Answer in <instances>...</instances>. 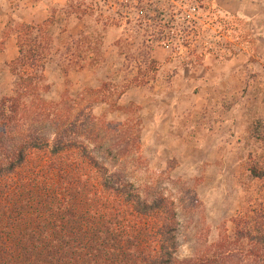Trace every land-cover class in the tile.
<instances>
[{"label":"trees","instance_id":"trees-1","mask_svg":"<svg viewBox=\"0 0 264 264\" xmlns=\"http://www.w3.org/2000/svg\"><path fill=\"white\" fill-rule=\"evenodd\" d=\"M57 10L40 24L14 22L2 36L15 37L17 57L7 65L11 94L0 99V264H264V204L236 221L233 243L221 237L182 257V220L198 222L203 203L186 183L187 197L174 200L157 182L132 180L141 119L108 123L81 97L46 99L51 65L67 74L100 54V41L87 36L92 24L74 36ZM59 10L88 16L73 0Z\"/></svg>","mask_w":264,"mask_h":264},{"label":"rangeland","instance_id":"rangeland-1","mask_svg":"<svg viewBox=\"0 0 264 264\" xmlns=\"http://www.w3.org/2000/svg\"><path fill=\"white\" fill-rule=\"evenodd\" d=\"M40 1L44 0H0V99L11 94L13 77L7 65L17 56L15 37L3 39V33L14 22L39 24L26 21L24 13L27 6ZM216 1L73 0L88 15L78 22L70 21L59 10L62 6L45 0L48 16L57 8L55 19L69 33L77 36L84 24H92L87 36L91 34L93 41L101 43L99 58L89 68L67 74L54 64L47 69L53 88L46 99L58 102L64 95L81 97L83 106L92 105L95 117L108 123L141 119L142 160L133 164L132 180L142 185L157 182L174 200L187 197L180 189L186 183L196 188L203 203L198 222L182 220V257L209 248L221 237L231 238L233 243L236 221L252 217L264 204V179H255L250 173L251 168L264 172L262 44L246 27L245 17L221 18ZM117 2L145 7L138 27L126 24L134 16ZM195 6L196 13L191 10ZM151 10L153 21L148 26L145 18ZM254 11L256 23L261 25L264 0H254ZM190 13L189 26L186 17ZM215 21L237 24L238 33L233 34L239 38L237 45L251 40L252 48L232 57L220 49L227 43L209 49L205 39L215 34L214 27L207 24ZM170 22L178 39L167 38ZM224 36L228 38L227 33ZM231 60L238 72L226 68ZM104 83L111 89L103 95L87 93ZM164 101L185 107L167 111L168 120L157 126L152 120L164 112ZM197 104L199 110H194Z\"/></svg>","mask_w":264,"mask_h":264},{"label":"crops","instance_id":"crops-1","mask_svg":"<svg viewBox=\"0 0 264 264\" xmlns=\"http://www.w3.org/2000/svg\"><path fill=\"white\" fill-rule=\"evenodd\" d=\"M53 1L52 4L54 5H57V6H66L67 5V2L68 0H51ZM119 2V0H118ZM116 3V5H118L119 7H123V9H126L131 11V15H133V22H130V23H126L128 24V26H134V27H138L140 24L138 22V18L141 16L142 17V12H147V10H145V7L144 6H135L134 4L132 3H129V5H122L120 3ZM110 5V4H108ZM216 5V6H215ZM214 6L217 7V14L221 17V18H224L227 16H243L246 18V27L248 29H250V31L253 33V36L255 39V41H257L258 44H262L261 45V48H262V51L260 53L261 57H262V60L264 61V21L261 23V25H258L257 20H256V17H255V11H254V0H217L216 1V4ZM27 9L25 10V16H28L26 19V21H34V22H37V23H42L44 21H46L47 19H49L50 17L48 16L47 12H46V9L48 8L45 4V0L44 1H40L34 5H32L30 8L29 6L26 7ZM122 9V10H123ZM139 13H138V12ZM145 15H147V13H145ZM153 16L152 14V10L151 12L148 11V17L145 18V21H148V23H146V25L148 26H152L151 25V21H153V18L151 17ZM49 17V18H48ZM73 17H76V15L74 14H70V21H78L79 20L76 18V20H73L74 18ZM264 18V17H263ZM140 19V18H139ZM149 19V20H148ZM125 19H122V25H124L123 21ZM263 20V19H262ZM83 22V21H82ZM150 24V25H149ZM150 29V27L148 28ZM83 30V29H82ZM81 30V31H82ZM80 31V32H81ZM71 34H75L73 32H71ZM75 36V35H74ZM257 44V45H258ZM17 57V56H16ZM233 60H231L229 62V64L227 65V69L229 70V72H234L235 73V70L238 72V69H236L235 67H233ZM238 68V67H237ZM204 89H207V87H205ZM164 112H160L158 114L155 115L154 119L152 120V122H155L156 121V124L157 126H160L162 123H166V121L168 120L167 117L169 118L168 116V112L167 111H170V113L173 112V110H176V109H182L184 106V104H177V103H169V102H165L164 101ZM160 108H162L160 106ZM199 105L197 104V106L195 107L194 106V110H199ZM166 114V117H164V114ZM150 119L147 120V122L149 121ZM155 125V124H154Z\"/></svg>","mask_w":264,"mask_h":264},{"label":"built area","instance_id":"built-area-1","mask_svg":"<svg viewBox=\"0 0 264 264\" xmlns=\"http://www.w3.org/2000/svg\"><path fill=\"white\" fill-rule=\"evenodd\" d=\"M194 13H196L197 8L192 7L191 9ZM191 13L190 15L188 14V17H186V20L188 21V25L190 26V17H191ZM171 21V20H170ZM210 26H213V30H214V37H207L206 40V46H209V49L214 50L218 45V47H220V44H225L228 46L225 47V49L220 48L221 50H227L228 53H226V56L232 57L235 55H239L241 52H243L244 50H250L252 48V44H251V40L246 41L245 44H242L240 47L237 45L238 43V36H233V34H237V24H232V25H224L222 21H215V22H211L210 24H207ZM224 33L228 34V38L226 36H224ZM178 33L177 30L174 28V23L170 22L169 23V28H168V36L167 38L170 40H174V39H178ZM252 37L249 36V39H251ZM226 40V41H224ZM213 41V42H212ZM209 42H211V44H209ZM164 43V42H161ZM212 43L215 47L212 46ZM227 43V44H226ZM165 44V43H164ZM222 53V51H220Z\"/></svg>","mask_w":264,"mask_h":264}]
</instances>
